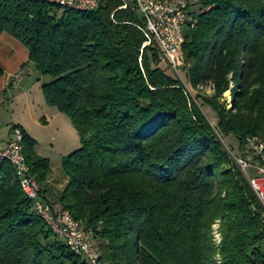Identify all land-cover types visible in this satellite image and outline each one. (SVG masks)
Segmentation results:
<instances>
[{
    "label": "trees",
    "instance_id": "obj_1",
    "mask_svg": "<svg viewBox=\"0 0 264 264\" xmlns=\"http://www.w3.org/2000/svg\"><path fill=\"white\" fill-rule=\"evenodd\" d=\"M126 3L99 0L82 12L0 0V36L19 41L37 73L52 79L42 86L45 101L81 140L62 161L60 211L98 242L99 264H264V206L219 137L235 136L243 157L246 138L264 143V0H200L184 28L186 76L194 89L214 87L196 99L217 113V130L161 67L159 49H142L139 15L131 3L121 9ZM227 92L231 109L221 103ZM20 130L41 186L51 163ZM0 264H90L45 223L7 163Z\"/></svg>",
    "mask_w": 264,
    "mask_h": 264
},
{
    "label": "built area",
    "instance_id": "obj_2",
    "mask_svg": "<svg viewBox=\"0 0 264 264\" xmlns=\"http://www.w3.org/2000/svg\"><path fill=\"white\" fill-rule=\"evenodd\" d=\"M40 1L63 10L82 12L94 11L99 6V0ZM199 2L200 0H130L139 15V29L146 36L142 49L155 45L160 51L161 62L167 64L174 73L182 70L186 72L187 63L182 52L184 28L189 23L193 24L192 7ZM129 4L126 3L121 9H127ZM23 137L22 131L15 128L13 138L6 144H0V168L5 163L11 166L16 181L26 197L33 202L36 212L73 253L85 257L90 264H99L101 254L90 234L69 212L54 210L42 200L40 185L32 175L23 152ZM245 142L249 156L243 159L232 155V158L264 206V143L257 136L248 137ZM213 230L215 242L219 245L222 239L218 222Z\"/></svg>",
    "mask_w": 264,
    "mask_h": 264
},
{
    "label": "rangeland",
    "instance_id": "obj_3",
    "mask_svg": "<svg viewBox=\"0 0 264 264\" xmlns=\"http://www.w3.org/2000/svg\"><path fill=\"white\" fill-rule=\"evenodd\" d=\"M161 65L168 75L183 82L192 99L202 109L212 127L217 130V113L210 106L203 103L202 100L196 99L197 95L212 96L214 87L211 84H203L194 89L190 85L184 70L174 73L167 64L161 62ZM22 77H24V82L21 85L18 84L15 87L8 88L6 93L0 92V144H6L13 138V131L16 127H23L22 124H27L30 136L37 141V146L39 144L40 153L53 164L62 166V161L65 157L82 147L79 134L67 116L46 103L42 90L29 89V86L23 89L25 83L36 84L38 78H42L43 84L50 83L52 79L39 74L35 77L28 75H22ZM231 88H233L232 83ZM40 101H43L44 105H48L46 107H51L49 109H52L51 111H54L57 115L54 117L53 114H50L52 117H49V123H44L37 127L30 118L32 116L39 118L41 113ZM224 102H226L228 109H231L232 97L230 92L225 94L221 103ZM32 109L35 111L34 114H31ZM219 137L231 152V155L243 159L249 156L247 150L245 152L246 156L243 157L239 150V141L235 136L223 137L219 135ZM92 241L98 248V242L93 238ZM262 250L264 251V244L262 245Z\"/></svg>",
    "mask_w": 264,
    "mask_h": 264
},
{
    "label": "crops",
    "instance_id": "obj_4",
    "mask_svg": "<svg viewBox=\"0 0 264 264\" xmlns=\"http://www.w3.org/2000/svg\"><path fill=\"white\" fill-rule=\"evenodd\" d=\"M0 70L2 71V75L0 76V92L3 93H6L8 88L15 87L18 84L21 85L22 82H24V77H22V75L33 77L38 75L34 65L29 62L28 50L19 41L8 34H2L0 36ZM43 85L42 78H38L36 84L27 82L23 86V89L29 86V89L33 88L40 91ZM40 102L41 113L39 118L37 116H32V118H30L37 127L44 123L48 124L50 120L49 117H52V114L54 117L57 115V113L51 111L52 109H49L51 107H46L48 105H44L43 101ZM34 112L35 111L32 109L31 114H34ZM22 125L23 127H18L30 136L27 124ZM30 137L33 138L32 136ZM36 152L38 155L44 157L39 151V144L36 147ZM50 163L52 172L50 177L40 186L41 196L43 200L50 204L55 210H60L57 204V197L66 187L68 177L61 165Z\"/></svg>",
    "mask_w": 264,
    "mask_h": 264
}]
</instances>
